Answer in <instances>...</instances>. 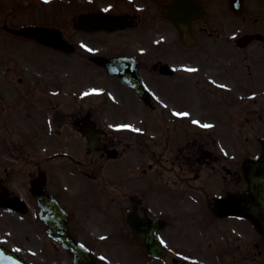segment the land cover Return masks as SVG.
<instances>
[{
  "label": "flooded vegetation",
  "instance_id": "flooded-vegetation-1",
  "mask_svg": "<svg viewBox=\"0 0 264 264\" xmlns=\"http://www.w3.org/2000/svg\"><path fill=\"white\" fill-rule=\"evenodd\" d=\"M22 1L0 0V67L9 53L0 75V241L9 247L23 229L19 242L38 245L29 228L39 227L57 244L37 206L48 194L83 242L88 195L99 194L96 216L121 227L120 238L132 242L133 207L158 227L163 253L135 244L144 264H264L251 222L212 211L233 194L230 208L252 214L253 175L264 173L254 164L264 152V0H40L32 12ZM95 13L128 22H79ZM27 25L45 28L31 36L19 31ZM57 247L24 255L72 264Z\"/></svg>",
  "mask_w": 264,
  "mask_h": 264
},
{
  "label": "rangeland",
  "instance_id": "rangeland-1",
  "mask_svg": "<svg viewBox=\"0 0 264 264\" xmlns=\"http://www.w3.org/2000/svg\"><path fill=\"white\" fill-rule=\"evenodd\" d=\"M39 1L40 0H23L22 2L23 4H26V10L32 12L33 10H36L33 8L34 6H39ZM61 1H64L62 3L63 5L67 2V0ZM67 19H69V15L67 16ZM3 59L5 60H3L2 66L0 67V75L5 74L4 69H6V66H9V53L3 56ZM96 196L101 198L99 194H96ZM97 197L88 195L89 203L86 207V215L89 219V224L87 226V230L84 231L85 233L80 237L81 240L85 242V245H87L94 255L101 260L100 264H138L137 260H139L141 264H144L143 262H147L145 258L138 257V247L136 245L118 236L119 229H121V227L118 228L114 222L107 223L105 220L101 221L96 216L97 211L104 209L103 202L96 201L95 198ZM29 231L33 233V239H40L37 243L38 245L33 246L19 242L25 241V235L23 234V229H18L15 234L14 241L11 242L12 246L23 252H29L30 250L37 249L39 246H42L44 250L46 249L52 251L54 248L59 250L56 244L51 242L45 234H42L39 227L29 228ZM88 232L90 234H88ZM108 233H114L117 237H108Z\"/></svg>",
  "mask_w": 264,
  "mask_h": 264
},
{
  "label": "water",
  "instance_id": "water-1",
  "mask_svg": "<svg viewBox=\"0 0 264 264\" xmlns=\"http://www.w3.org/2000/svg\"><path fill=\"white\" fill-rule=\"evenodd\" d=\"M31 31H36L38 28H28ZM263 197H260V194L258 195V208L261 209L263 206ZM46 208L42 207V210H46ZM57 210H60V208L57 206ZM256 209L254 212V220L253 224L255 227V230L259 232L263 238H264V215L262 210ZM132 225V224H131ZM133 226V225H132ZM131 226V230L133 232L132 238L134 240H138L135 234V228L134 226ZM48 231L54 236L62 240L63 246L72 254L75 256V258H80L82 255H89V252L84 247H81L80 244L74 243L73 240L68 236V234L63 232H58L56 228H60L59 226H52L50 224H47ZM62 231L66 230V226L61 228ZM153 237L155 235L153 234ZM142 245L145 247L147 252L149 254L154 253L156 249V241L154 240H147L145 242H141ZM159 246V245H158ZM0 264H28L21 256L16 254L15 252L6 249L3 245L0 244Z\"/></svg>",
  "mask_w": 264,
  "mask_h": 264
},
{
  "label": "snow or ice",
  "instance_id": "snow-or-ice-1",
  "mask_svg": "<svg viewBox=\"0 0 264 264\" xmlns=\"http://www.w3.org/2000/svg\"><path fill=\"white\" fill-rule=\"evenodd\" d=\"M44 2L45 3H48L49 2V0H44ZM105 11H107V9H105ZM82 47H83V45H82ZM88 51H92L91 49H88ZM185 71H188V72H196L197 71V69H195V68H187V69H185ZM221 87H223V85H221ZM85 95H88V93H85ZM174 115H178V116H187V115H189L188 113H173ZM198 123V121H193V124H197ZM125 127H128V126H125ZM202 127H205V128H210V127H212V125H209V124H204V125H202ZM134 131H139L138 129H133ZM102 239H103V237H102ZM81 247H83V246H81ZM17 251H19V249H17ZM101 259H103V258H101Z\"/></svg>",
  "mask_w": 264,
  "mask_h": 264
}]
</instances>
